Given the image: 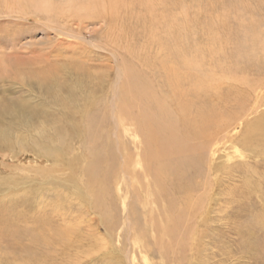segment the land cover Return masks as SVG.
<instances>
[{"label": "bare ground", "instance_id": "6f19581e", "mask_svg": "<svg viewBox=\"0 0 264 264\" xmlns=\"http://www.w3.org/2000/svg\"><path fill=\"white\" fill-rule=\"evenodd\" d=\"M66 3L67 9L53 12L76 25L79 40L86 24H104L101 32L89 34L98 37L109 51L107 60L116 66L94 63L103 57L93 53L88 45L92 41L83 38L87 44L69 43L68 48L78 54L76 59L59 63L45 56L35 58L29 62L32 68L15 74L29 92L41 95L40 103L34 105L25 98L5 100L0 113L26 120L28 127L40 133L39 148L33 146L31 151L49 161L48 169L57 175L52 185H63L70 198L100 216L108 235L113 224L105 216L112 185L123 183L119 172L138 185L143 178L145 185L139 187L148 202H158L160 197L167 205L163 222L152 219L145 229L158 234L157 248L166 258L174 247L184 246V222L197 213L194 199L199 197L201 183L195 168L205 163L206 152L217 154L227 143L246 144L244 155L251 157L250 140L261 136L264 141V110H260L264 107V17L257 19L251 7L250 23L241 22L240 32L213 44L212 52L218 51L220 59L206 60L203 50L189 39L196 26L202 27L200 7L192 12L179 0ZM259 4L264 6V0ZM46 5L40 2L34 7L49 13ZM228 44L235 46L232 51H226ZM221 55L228 64L222 63ZM112 126L117 132H111ZM0 141L10 145V133L3 131ZM130 141L133 150L125 147ZM120 158L122 163H118ZM58 200L54 213L63 215ZM164 237L169 240L165 242ZM144 246L149 249L148 243ZM189 247L194 251L195 240ZM194 255L187 264H194Z\"/></svg>", "mask_w": 264, "mask_h": 264}, {"label": "rangeland", "instance_id": "374dc122", "mask_svg": "<svg viewBox=\"0 0 264 264\" xmlns=\"http://www.w3.org/2000/svg\"><path fill=\"white\" fill-rule=\"evenodd\" d=\"M72 1L0 0V109L5 100L16 98L39 104L41 95L29 92L21 84L22 80L14 78L15 74L32 68L30 63L35 58L46 57L59 63L76 59L78 54L68 48L69 43L87 44L83 38L92 41L88 45L93 47V53L103 57L94 63L116 66L107 60L109 51L104 50L98 37L89 34V31L101 32L103 23L86 24L79 40L76 25L62 18L59 12L67 9L66 2ZM179 1L182 6L189 5L192 12L200 7L202 27L196 26L189 39L192 46L203 50L206 60L220 59L218 51L212 52L213 44L222 38L228 39L234 31L240 32L239 24L250 23L251 7L257 12V19L264 17V6L259 4L262 0ZM40 2H45L51 11L36 10L34 5ZM61 29L72 33L71 36L64 35ZM233 44L236 45V40ZM233 44L225 46L226 51H232ZM221 58L222 63L228 64L226 56ZM247 75L251 78V71ZM28 124L26 120L18 121L0 113V135L7 131L11 139L10 145L0 141V264H187L192 254H195L194 264H264V141L261 136L250 140L251 157L244 155L248 150L246 144L227 143L228 147H221L217 154L211 150L206 152L205 163L195 168L196 179L201 183L199 197L194 199L197 213L184 222L185 233L181 234L184 246L174 247L169 258H165L157 248L158 234L145 229L152 219L163 222L167 205L157 196L158 202H148L140 189L145 185L143 178L139 187L134 178L119 172L123 183L112 185L109 212L105 216L113 224L108 235L100 216L88 211L85 205L82 207L79 200L70 198L69 190L63 185H52L57 175L48 169V160L31 151L33 146L39 148L36 141L40 133ZM111 132H117V127L112 126ZM131 142L125 147L133 150ZM255 151L260 154H254ZM121 161L120 158L118 163ZM210 168L215 171L210 172ZM116 185L119 188L123 185L122 190ZM57 198L62 210L58 212L63 215L54 213L59 208ZM142 230L147 233L139 238ZM137 240L140 242L135 243ZM193 240L195 249L191 252L189 244Z\"/></svg>", "mask_w": 264, "mask_h": 264}]
</instances>
